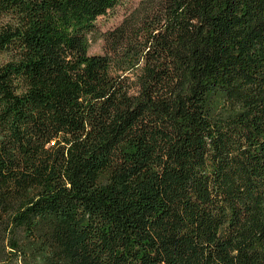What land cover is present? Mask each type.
I'll return each instance as SVG.
<instances>
[{"label": "trees", "instance_id": "obj_1", "mask_svg": "<svg viewBox=\"0 0 264 264\" xmlns=\"http://www.w3.org/2000/svg\"><path fill=\"white\" fill-rule=\"evenodd\" d=\"M0 0V264H264V0Z\"/></svg>", "mask_w": 264, "mask_h": 264}, {"label": "rangeland", "instance_id": "obj_2", "mask_svg": "<svg viewBox=\"0 0 264 264\" xmlns=\"http://www.w3.org/2000/svg\"><path fill=\"white\" fill-rule=\"evenodd\" d=\"M143 0H121V3L106 16H102L97 20V31L90 36L91 54H105L108 53V44L104 38L108 31L116 28L124 18L137 8ZM7 59L6 54L0 53V62Z\"/></svg>", "mask_w": 264, "mask_h": 264}]
</instances>
